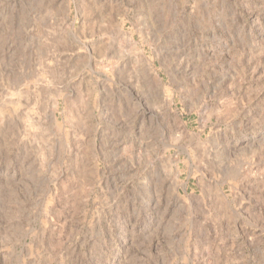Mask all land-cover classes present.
Returning <instances> with one entry per match:
<instances>
[{
	"label": "rangeland",
	"instance_id": "374dc122",
	"mask_svg": "<svg viewBox=\"0 0 264 264\" xmlns=\"http://www.w3.org/2000/svg\"><path fill=\"white\" fill-rule=\"evenodd\" d=\"M0 264H264V0H0Z\"/></svg>",
	"mask_w": 264,
	"mask_h": 264
}]
</instances>
